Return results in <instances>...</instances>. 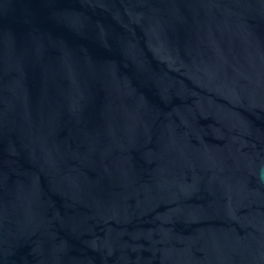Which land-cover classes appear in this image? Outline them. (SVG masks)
<instances>
[{
	"label": "water",
	"instance_id": "95a60500",
	"mask_svg": "<svg viewBox=\"0 0 264 264\" xmlns=\"http://www.w3.org/2000/svg\"><path fill=\"white\" fill-rule=\"evenodd\" d=\"M0 264H264V0H0Z\"/></svg>",
	"mask_w": 264,
	"mask_h": 264
}]
</instances>
